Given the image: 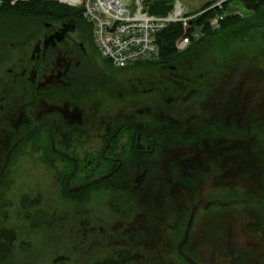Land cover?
Listing matches in <instances>:
<instances>
[{"label":"flooded vegetation","instance_id":"obj_1","mask_svg":"<svg viewBox=\"0 0 264 264\" xmlns=\"http://www.w3.org/2000/svg\"><path fill=\"white\" fill-rule=\"evenodd\" d=\"M27 20L31 31H27L22 41L11 43V48L18 49L24 59L22 66L9 67L7 77L0 74V181L18 160L24 141L37 133L47 142V152L68 166L69 171L52 162L46 166L53 172L49 174L51 182L47 181L42 189L36 185L33 194L31 190L13 197L0 194V249L14 260L20 261L27 250H32L35 245L32 236L43 237L47 231L63 230L77 234V249L89 250L90 256L96 250L103 251L106 264H143L142 241L151 232L142 222L139 226L137 220H125L123 226L120 221L113 226L110 223L106 230H111L112 235L113 227L119 224L114 228L119 233L104 241L100 233L96 234L95 228L102 221L95 215L92 200L97 186L123 177L124 187L141 194L152 211L158 207L163 189L166 195L176 197L180 208L190 216L199 205L209 202L206 196L211 189H221L224 184L236 189L246 171L251 173L256 167L250 147V126L247 132L239 126H224L221 115L207 117L203 124L196 125V120L192 122L195 109L189 106L187 115L174 120L179 124L173 121L164 130L158 125L145 127V122L154 116L159 121L158 113L165 109L159 105L160 94H170L168 100L172 103L187 100L194 94L189 95L188 89L194 87H189L191 83L173 84V88L167 84L143 88L138 84L129 91L121 86L113 88L111 84L91 88L87 82H80L85 78L81 65L94 58L89 50L95 48L89 25L74 16ZM6 58L8 53L0 52V59ZM112 104L116 107L113 114ZM78 124H86L90 134V129H99L89 136L103 142L98 151L101 159L86 158L88 165L63 146L79 139L75 132L82 127ZM126 131L130 138L120 141V134ZM163 133H167L164 142L170 138L175 141L173 145H162ZM227 136H232L230 141ZM94 151L90 153L94 155ZM27 155L30 154L24 153V162L19 158L21 164H17L23 167L25 160L30 159ZM96 170H100L98 175ZM152 171L156 180L148 182L147 175ZM1 182L0 192L5 187ZM71 204L77 208L73 212L67 210ZM7 207L12 214L16 210L22 221H15L10 213L2 211ZM31 214L40 219L39 227L29 226ZM180 254L186 263L199 264L186 253ZM68 260V255L58 254L52 262L69 264Z\"/></svg>","mask_w":264,"mask_h":264},{"label":"rangeland","instance_id":"obj_2","mask_svg":"<svg viewBox=\"0 0 264 264\" xmlns=\"http://www.w3.org/2000/svg\"><path fill=\"white\" fill-rule=\"evenodd\" d=\"M53 1L63 4L69 12L74 13V17L89 25L90 37L95 46V48L89 47V50L94 58L81 65L85 76L84 79H80L81 83L87 82L91 88H95L96 85L104 88L111 84L113 88L126 87L127 91L138 84L143 88L150 85L162 87L166 84L169 88H173V84L188 83H191L189 87L194 86L188 89L189 95L194 94L189 99H181L179 102L172 103L168 100L170 94H160L159 105L165 109L159 111V121L153 115V120L146 121L145 127L158 125L164 130L168 123L176 119L179 121L187 115L189 112L185 111L190 106L195 109L192 122L196 120V125L203 124L207 117L221 115L222 125L239 126L246 132L250 126L252 135L250 147L254 152L256 164L253 171L251 173L246 171L236 189L228 188L225 184L221 189L220 187L211 189L206 196L209 202L199 205L190 216L187 210L180 208L178 199L166 195L163 189H160L159 205L155 211H152L148 210L147 201H143L141 194L127 186L124 187L121 181L123 177L114 178L118 179L116 182L105 181L97 186L92 200H94L95 215L102 221L95 228L96 234L100 233L104 241L107 237L119 233L114 229L118 228L119 224L113 227L112 235L111 230H106L110 223L113 226L114 222L120 221L123 226L125 220L134 222L137 220L139 226L142 222L151 232L142 241L143 264H188L180 251L199 264H264V16L243 8L237 0L229 7L224 5L221 12L223 17L218 26L211 27L201 22L203 34L183 48L175 47L179 54L171 61H159L158 53L154 58L116 66L100 54L94 41L92 25L84 16L83 6L68 4L62 0ZM144 2L149 6V12L152 11L150 13L166 14L173 12L175 0H144ZM207 2L209 0H185L188 10L185 14L199 13L198 11L203 10ZM231 7L234 10L237 8L242 13L236 14L234 10H229ZM231 14L237 15L240 19L236 20L234 25L221 28V21ZM59 19L62 17L55 20ZM205 26L214 30V34L204 37ZM28 27L27 18L0 17V52L9 55V58L0 59L1 76L7 77L9 67L21 68V61L24 59L18 54L20 52L18 49L11 48V43L15 40L22 41L27 31H31V27ZM181 28L183 31V24ZM177 105L180 107H176ZM115 108V104H112L111 114L115 112L112 111ZM178 121L174 122L179 124ZM111 122L114 124L113 121ZM85 125H79L84 130L82 133L79 127V131L75 132L80 135L79 139L71 141L69 145L63 143V146H66L70 152L76 153L84 165H88L86 158L94 156L97 160L101 159L98 151L102 148L103 142L89 136L98 133L99 129L96 130V127L90 129V134ZM124 133L120 134V141L130 138V135H127L128 131ZM164 135L167 133L161 134L160 137ZM231 137L227 136L228 141ZM165 140L166 136L161 139L162 145L171 146L175 142L170 138L167 142H164ZM47 145L40 133L24 141L19 149V157L16 158L24 162L23 155L26 153L30 154L26 156L30 159L25 160L26 164L23 167L18 165L21 162L16 160L12 169L3 174L0 182L1 186L5 185V187L3 189L2 186L1 195L13 197L27 190H31L30 193L33 194L37 186L42 189L47 181L51 182L49 174L53 172L46 166L52 162L59 169L64 168L66 172L69 171L68 166L47 152ZM90 149L95 150L94 155L90 153ZM135 168L133 166L132 171H135ZM99 171L96 170L95 175H98ZM151 179L156 180L154 171L147 175L148 182ZM76 209L75 205L71 204V208L68 207L67 210L73 212ZM2 211L8 212V207L2 208ZM14 212V214L10 211L8 213L15 221H22L16 210ZM71 214L69 213L70 216ZM5 219L12 221L7 217ZM38 225L40 226V219L31 214L29 226L37 228ZM76 235L63 230L62 232L47 231L43 237L40 234L34 235L32 238L35 237L33 241L35 245L32 250H27L23 254L20 261L14 260L7 252L0 249V264H53L52 259L58 254L68 255L69 264L107 263L103 259V251L97 253L99 251L96 250L95 254L92 252L90 256L89 250L83 252L77 249ZM222 248H228L229 251L221 250ZM113 251L110 253L112 256Z\"/></svg>","mask_w":264,"mask_h":264},{"label":"built area","instance_id":"obj_3","mask_svg":"<svg viewBox=\"0 0 264 264\" xmlns=\"http://www.w3.org/2000/svg\"><path fill=\"white\" fill-rule=\"evenodd\" d=\"M62 1L83 6L84 16L92 25L94 41L102 57L116 66H125L156 57L159 53L156 33L171 22L183 24V31L174 44L179 49L185 47L203 34V24L195 22L200 12L213 9L216 13L206 18L204 23L216 27L223 17L221 12L225 3L230 0H213L199 13L189 15L185 14L188 11L185 0H175L173 12L166 14L150 13L144 0ZM236 9L231 7L229 10L242 13ZM187 28H191L190 31Z\"/></svg>","mask_w":264,"mask_h":264},{"label":"trees","instance_id":"obj_4","mask_svg":"<svg viewBox=\"0 0 264 264\" xmlns=\"http://www.w3.org/2000/svg\"><path fill=\"white\" fill-rule=\"evenodd\" d=\"M237 0H230L225 3L226 7L232 5ZM243 8L256 11L259 15L264 16V0H238ZM212 1L204 4V8L209 6ZM170 7V6H169ZM63 4L53 0H0V17L14 16L17 18H37V19H58L73 16V12H69ZM151 10V9H150ZM152 12V11H150ZM214 13L213 9L204 11L196 19V23H201L207 17ZM76 14V13H75ZM240 19L237 15H229L221 21V28L227 25H234L235 21ZM181 23H169L165 28L156 33L155 41L159 46V61H171L179 53L176 52L174 41L181 34ZM214 30H210L205 26V35L214 34Z\"/></svg>","mask_w":264,"mask_h":264},{"label":"bare ground","instance_id":"obj_5","mask_svg":"<svg viewBox=\"0 0 264 264\" xmlns=\"http://www.w3.org/2000/svg\"><path fill=\"white\" fill-rule=\"evenodd\" d=\"M69 1L73 2L74 0H69Z\"/></svg>","mask_w":264,"mask_h":264}]
</instances>
